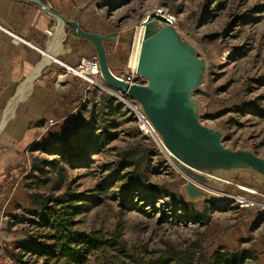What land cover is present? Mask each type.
Returning a JSON list of instances; mask_svg holds the SVG:
<instances>
[{"label":"rangeland","instance_id":"rangeland-1","mask_svg":"<svg viewBox=\"0 0 264 264\" xmlns=\"http://www.w3.org/2000/svg\"><path fill=\"white\" fill-rule=\"evenodd\" d=\"M111 6L110 12L132 23L159 7L178 17V25L210 60L202 96L205 122L225 132L226 147L264 161V0H116ZM27 98L5 126L11 100L4 108L0 149L4 130ZM117 122L111 135L70 125L23 148L22 161L5 173L12 183L18 180L21 196L31 204L1 210L0 264H42L20 243L31 236L40 239L41 232L58 234L35 223L42 221L41 212L56 213L51 223H57L70 206L73 230L96 243L86 246L83 264H199L214 262L211 256L219 250L235 253L238 227L264 215V176L236 173L216 179L188 169L198 182L222 191L216 193L188 179L138 121ZM137 128L151 143L134 137Z\"/></svg>","mask_w":264,"mask_h":264},{"label":"crops","instance_id":"crops-1","mask_svg":"<svg viewBox=\"0 0 264 264\" xmlns=\"http://www.w3.org/2000/svg\"><path fill=\"white\" fill-rule=\"evenodd\" d=\"M48 1L67 18L78 19L86 31L117 32L116 41L105 42L109 66L117 75L128 73L133 28L145 17L136 21L137 24L119 19L117 13L110 12L116 0ZM51 29L52 34H59L62 42V49L55 58L68 65H77L84 58L97 56L96 47L90 40L76 36L69 27L63 29L36 2L0 0V121L8 102L42 62L40 49L46 46V31ZM9 32L23 40L16 39ZM190 39L194 45L172 33L154 34L153 28H149L148 38L140 49L139 63L143 73L140 82L149 88L153 108L175 140L198 150L235 151L237 149L225 146L223 130L205 122L202 96L210 75V60L191 36ZM58 83L61 85L57 86ZM27 99L19 110L18 118L11 121L2 134L0 212L23 201L29 204L21 196L18 180L12 183L11 174L5 173L6 169L16 167L22 161L23 148L46 141L54 131L67 130L70 125L72 128L78 126L79 132L83 129L95 135L98 131L100 136L111 135L112 128L119 125V118L137 124L118 93L91 86L87 80L68 72L55 60L43 67ZM136 136L151 143L150 136H145L138 128L134 131ZM183 158L189 163V170L197 176L221 179L236 173L262 175L236 158ZM195 191L194 197L198 198ZM253 223H256L254 227ZM234 237L238 242L235 253H249L254 259L252 264H264L262 213L238 227ZM225 243L228 244L227 239Z\"/></svg>","mask_w":264,"mask_h":264},{"label":"water","instance_id":"water-1","mask_svg":"<svg viewBox=\"0 0 264 264\" xmlns=\"http://www.w3.org/2000/svg\"><path fill=\"white\" fill-rule=\"evenodd\" d=\"M33 1L39 4L44 11H46L52 18H54L63 29L66 27H70L73 30V33L76 36L86 38L90 40L96 47L97 50V58L99 61L100 69L102 72V76L104 78L105 83L111 87V89L118 93L119 95H123L126 98H133L137 100L146 116L149 118L153 128L155 129L158 136L163 142V149L165 148L173 153L174 155L178 154L181 157L190 156L199 159H217V158H236L245 161L249 164L253 169L264 176V161L253 155L249 152L243 150H235V151H223V150H198L193 149L191 147L185 146L175 140L169 131L165 128L159 117L157 116L153 105L150 100V90L147 86L143 85L139 82H128L124 78L115 74L110 66L108 61L107 50L105 46L106 41H116L117 40V32H111L109 34L103 33H92L83 29L81 22L78 19L74 18H67L63 13L57 11L53 4L48 0H28ZM146 30L143 32L145 34V40L141 47L145 44L148 38L149 28H153L154 34H168L173 33L172 30L168 31L167 33L163 32L162 28L157 23L145 24ZM175 35V34H174ZM176 36V35H175ZM177 38H180L176 36ZM187 42H193L191 39H183ZM194 45V44H193ZM196 46V45H195ZM141 49V48H140ZM140 60V59H139ZM139 65V74L140 77L143 75L142 69ZM179 159V157H177ZM182 163L185 164L186 168L189 169V165L180 160Z\"/></svg>","mask_w":264,"mask_h":264},{"label":"trees","instance_id":"trees-1","mask_svg":"<svg viewBox=\"0 0 264 264\" xmlns=\"http://www.w3.org/2000/svg\"><path fill=\"white\" fill-rule=\"evenodd\" d=\"M72 209L73 206H70L66 214L59 215L57 223H51L56 213L49 216L48 212H41L39 215L42 221L39 222L38 220V223L35 224L42 226L46 231L47 228L57 229L58 234L51 233L50 231L45 234L41 232L40 239L31 236L29 240L22 241L20 247H23L25 251L31 252L37 261L42 259V264H83L86 257L85 254L87 253L86 250L96 245V243L85 233L73 230ZM65 227L68 230L64 229ZM52 240L55 242L53 243ZM87 245H89V248L86 247ZM211 259L214 262L199 264H247L249 261L254 260L249 253H231L223 250H219L213 254ZM151 264L166 263L155 262Z\"/></svg>","mask_w":264,"mask_h":264},{"label":"built area","instance_id":"built-area-1","mask_svg":"<svg viewBox=\"0 0 264 264\" xmlns=\"http://www.w3.org/2000/svg\"><path fill=\"white\" fill-rule=\"evenodd\" d=\"M178 17L169 12L165 7H159L156 8L155 10L151 11L145 18H143L134 28L132 32V38H131V52L129 55V71L128 73L124 74L123 76H120L124 78L126 81L134 83V82H140V74H139V65H131V58L134 50H138L141 48V45L143 44L145 40V34L142 32V26L145 24H153L157 23L163 32L167 33L168 31L172 30L173 33L183 39H190V35L186 33L179 25H178ZM11 33V32H9ZM47 36H48V41L46 43V49L49 47V39L50 36L53 33V29L47 30L46 31ZM16 39L18 40H23L20 36H17L13 33H11ZM29 44H31L29 42ZM33 45V44H32ZM45 49H40L41 52H43ZM55 61L60 62L62 65H64L67 69L68 72L81 76L91 86H95L99 89L103 90H111V87L108 86L104 78L102 76V72L100 69L99 61L97 56L94 57L93 59H87L84 58L82 59L77 65L75 66H70L61 60L55 58ZM121 100L123 101L124 105L128 108V110L135 116L137 119L140 128L143 130L142 124H147L149 127L153 128L149 118L146 116L144 111L142 110V107L140 103L133 99V98H126L123 95H120ZM144 131V130H143ZM145 134L148 135L146 131H144ZM231 197V196H230ZM235 198V197H234Z\"/></svg>","mask_w":264,"mask_h":264},{"label":"bare ground","instance_id":"bare-ground-1","mask_svg":"<svg viewBox=\"0 0 264 264\" xmlns=\"http://www.w3.org/2000/svg\"><path fill=\"white\" fill-rule=\"evenodd\" d=\"M146 30V26H142V32ZM59 34H52L49 39V47L48 49L43 50L42 55L43 59L42 62L39 64V66L32 72L30 77L21 85L18 94L11 99V103L8 104L5 112H4V124L7 123L10 119H12L15 115L16 108L18 104L25 100L34 90V84L35 80L38 78L41 70L43 69L44 66L47 64L51 63L55 59V55L58 54V52L62 49V42L61 39H59ZM140 57V49L134 50L131 58V65H138L139 64V58ZM143 130L148 133V135H151L155 138L159 146L162 148L164 151L163 147V142L160 139V136L156 133L154 128L149 127L147 124H142ZM165 152L168 156V158L173 162V164L190 180L195 181L199 185L214 191L216 193H222V191L216 190L214 188L208 187L205 184H202L198 182L193 175H191L186 168L185 164L179 161L176 155L171 153L165 148ZM240 201L243 203L249 202L245 197H238Z\"/></svg>","mask_w":264,"mask_h":264}]
</instances>
